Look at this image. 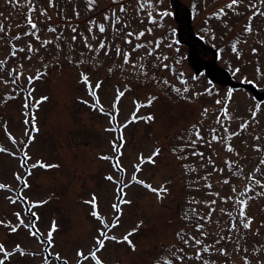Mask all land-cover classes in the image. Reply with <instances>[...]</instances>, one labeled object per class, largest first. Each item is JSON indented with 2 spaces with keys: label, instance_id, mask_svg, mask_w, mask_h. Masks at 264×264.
<instances>
[{
  "label": "rangeland",
  "instance_id": "1",
  "mask_svg": "<svg viewBox=\"0 0 264 264\" xmlns=\"http://www.w3.org/2000/svg\"><path fill=\"white\" fill-rule=\"evenodd\" d=\"M53 2L55 7H49L47 0H34L37 11L33 13V19L41 30V40L55 41L56 35L63 32L61 40L56 41L61 46L60 50H57L55 44L46 49L41 48L40 43L32 36L24 35L26 31H31L26 23L29 10L27 0H19L18 4L0 0V23H3L6 29L4 34H0V60H7L3 71L0 72V81L9 80L8 84L0 82V147L6 149L5 152H0V183L13 189L12 192L0 190V221L17 225L19 222L14 213L20 212L25 223L30 219L36 222V227L43 233L45 240L52 222L55 221L58 231L53 234L55 247L50 249L51 264H62L64 259H67L69 264H77V251L82 250L88 255L98 235L97 229L101 227L100 222L90 215L91 205L85 204L84 201L95 195L100 215L111 224L117 215L111 205L119 202L117 184L105 177L111 175L115 181L123 179L125 184L129 183L140 155L147 159L155 148L159 147L161 154L155 158V163L144 164L136 175L137 179H142L155 188L165 186L168 194L160 201L154 193L132 183L124 189L127 193L125 199L131 200L132 204L121 206L123 215L118 227L109 233L122 239L143 221L142 227L129 237L136 250L132 251L127 243L109 241L106 242L105 249L97 255L103 260V264H165L166 260L181 264L174 259L175 255H185L176 251L178 247L184 246L183 242L177 239L176 233L183 231L205 239L196 232L193 222L182 219L185 210L195 207L202 215L208 213L203 204L188 205L187 201L193 197L197 200L217 199L206 194L209 190L203 187L205 181L200 179L201 176L211 173V191L219 192L222 198L234 196L231 191L233 186L239 192L248 185L246 178H238L228 171L225 160L237 162L245 174H252L256 168H260V172H255V178L264 183V165L259 164V160L264 158V76L257 75L258 67L264 73V15L254 16L251 21V34L244 31L249 17L257 11L264 13V6L259 4V0H244L237 9L242 15H236L226 7L231 0H163L162 5L159 0H152L157 11L167 10L172 13V16L164 19V27L161 28L148 22L147 9L137 13L138 0H123L128 6V11L121 15L128 27L123 28L117 35L112 28L105 34H99L98 29L93 26V34L98 37L93 40L92 34L87 32L89 22L95 20L97 23H105L107 27L111 21H105L104 16H111L112 10L118 11V6L113 4L112 0H96L93 11H88L85 0ZM250 4H256L257 8H250ZM221 8L225 9L227 15L217 19L213 14ZM42 10L47 11L50 20L39 16ZM77 12L80 14L79 18L75 15ZM153 15L155 16V12ZM178 16L184 21L182 25ZM156 18L159 19L158 16ZM49 26L56 27L57 33L47 32ZM72 26H77L78 33L88 36V42L94 48L98 47L100 40L105 37L106 43H112L113 51L109 56L105 57L101 52L100 57H97L100 60L99 66L90 62L79 68L75 67L81 51L85 52V59H90L95 53L87 52L80 36H77L73 45L74 50H69L68 44L71 43L70 37L73 35L70 30ZM149 28L152 29L151 34L147 32ZM127 31H144L145 36L140 41L128 37L133 41L132 45H129L124 42V34ZM18 34L21 36L19 41L11 39ZM213 36L215 39H212ZM159 40L164 43L161 48H156V42ZM28 42L40 48L31 60L25 58L27 49L16 57L10 56L12 45L17 48L25 47ZM137 43H151V48L132 52L131 58V63L145 65L147 76L139 74V69H133L130 65L121 68L122 60L115 56L116 45L131 52ZM169 44L171 47L167 46ZM233 44L237 45L240 59H237V53L232 51ZM253 48L257 50L255 54L252 52ZM150 50L153 51L152 56L148 55ZM162 55L169 57L163 62L169 65L167 69L154 58ZM69 58L72 63H69ZM45 64L48 75L29 86L27 77H34L37 70L45 71ZM153 64L158 67L153 68ZM20 65H23L22 69ZM237 67L241 72L233 75V70ZM13 68L17 69V73L23 72L18 86L12 84L11 77L6 75ZM109 68L113 69L111 73ZM216 68L225 72H215ZM209 69L211 74L208 73ZM80 71L89 75L93 87L96 82H103L97 95L105 112L117 116L115 123L110 124L108 115L100 113L99 110L93 111L86 104L80 103L81 100H86L89 104L94 103L85 85L79 82ZM153 76L155 80L152 79ZM245 78L254 83H243ZM164 80L168 81L167 85L163 84ZM126 87L131 91H126ZM174 87L180 88L181 92L184 87H188L189 92L183 95L191 99H182L172 90ZM32 88L35 89L32 99L26 101ZM230 89L233 95L228 101L226 94ZM117 90L125 92L117 105L118 114L113 109ZM7 96L15 98L5 102L4 98ZM44 96H47L48 100L40 104L38 110L23 107L25 102L31 106ZM150 96L157 97L152 106L136 112L134 101L147 104ZM218 99L228 104L233 119L223 120V106L215 103ZM257 106L260 109L256 117L259 123L252 120V111ZM205 108L208 109L206 117L202 115ZM134 112L137 117L153 115L155 119L149 123L142 120L131 123L122 129L125 143L120 155L113 152L111 142L121 135V131L119 128L115 132L105 129L124 125ZM32 114L36 116L39 132L33 133L34 142L28 145L25 132H31ZM218 116L221 117L228 133H240L231 140L232 146L240 155L227 153L222 143H213L211 147L207 144L203 147L197 144L196 148L204 152L205 164L207 157L211 156L217 168L225 169L223 173L214 172L211 165L202 167L200 158L189 155L192 149L185 146L184 140L178 139L180 136L187 139L193 125L200 128L206 140L211 138L210 132L213 128L217 130L218 135H227L221 125L216 123ZM25 120H29L28 125H25ZM245 122L249 123V127L241 131L240 125ZM9 135L16 140V144L8 138ZM256 137L260 139L257 140ZM116 143L119 146V140H116ZM182 146L185 147L183 153L178 151ZM174 148L177 149L176 153L173 152ZM213 148L215 154L212 152ZM257 148L261 151H256ZM24 152L31 156V160L27 162V166L21 167ZM103 155L110 156L111 160L99 159ZM180 155H189V159L180 160ZM117 159L125 170L123 173L113 167ZM36 161L58 164L59 167L48 170L35 168L29 176L28 169ZM183 164L197 167L198 172L185 175ZM17 174L27 178L30 185L28 189H23L22 183L15 179ZM224 179H229L230 184L224 185ZM190 180H199V183L189 187ZM197 188L200 191H195ZM255 191L264 189L256 187L249 195H254ZM21 194L32 202L49 200L48 204L34 209L40 217L39 221L26 215L29 205L23 200H18L13 205L7 199L9 196L15 199ZM214 207L216 212L212 214L211 221L205 224L204 231L208 233L205 242H214L220 236L231 237L216 245V248L224 245L228 255L220 256L213 250L214 254L204 253L202 258L215 261V264H243L241 256L247 255L252 264H257L251 249L264 244V227H261L264 225V197L251 200L246 209L247 215L253 218V224L251 230L242 229L244 240L241 245L248 247L249 253L233 250L236 233L228 231L231 221L220 211L221 208L232 210V202L224 204L222 200L217 199ZM257 229L259 235H255ZM0 244H3L7 251H12L16 245H20L26 253L35 254L21 257L17 253L5 260V264H44V256L48 255L49 251L47 245L41 244L37 238L31 236L26 228H20L13 234L10 229L0 226ZM184 247L186 255L183 264H201V261H189L186 258L195 256V251L198 250L195 245L190 242ZM56 253L60 254L61 261L54 259ZM0 259H4L3 254H0ZM84 264L94 262L88 260Z\"/></svg>",
  "mask_w": 264,
  "mask_h": 264
},
{
  "label": "snow or ice",
  "instance_id": "2",
  "mask_svg": "<svg viewBox=\"0 0 264 264\" xmlns=\"http://www.w3.org/2000/svg\"><path fill=\"white\" fill-rule=\"evenodd\" d=\"M9 2L18 4L19 0H9ZM27 3L29 5V10H28V13L26 14V23L30 27L31 31H26L24 33V35L25 36H32L33 39H35L36 41H38L40 43L41 48L46 49L49 45L55 44V47L57 48V50H60L61 46L59 43H56V41L61 40V38L63 37V32H60L56 35L55 41H53L51 39L41 40L40 35H39V32L41 30L38 28L37 23L34 22V19H33V13H35L37 11V5L34 3V0H27ZM85 3L87 4L88 11L94 10L96 0H85ZM112 3L116 4L118 6V11L112 10L111 16H109V15L104 16L105 21H109V20L111 21V23L107 27H106L105 23H97V21H95V20H91L89 22V27L87 28V32L89 34H92L93 40L98 39V37L95 34H93V26H95V28L98 29L99 34H105L109 28H112L117 33V35H119L123 31V28L128 27V24L123 21V18L121 15V14L127 13L128 6H126L124 4L123 0H112ZM242 3H244V0H231V2L226 7H227V9L233 11L234 14L242 15V13L237 11L238 7ZM47 4L49 7H55L53 0H47ZM159 4L162 5L163 0H159ZM259 4L261 6H264V0H259ZM249 7L252 9H256L257 5L256 4H250ZM195 8H196V5L194 4L193 5L194 11H195ZM145 9H147L148 22L152 25H156V26H159L161 28L164 27V25H163L164 19L166 17L172 16V13L167 11V10L157 11L152 0H138V8L136 10L137 13L142 12ZM154 12H155V16L153 15ZM75 15L77 18H79L80 14H79V12H77V13H75ZM213 15L215 16V18L221 19L222 17L227 15V12H225L224 8H221L218 10L217 13H214ZM255 15H264V13L257 11L254 13V15L252 17H249V23L246 24L245 29H244L245 33H247V34H251L253 31L251 21H252V19H254ZM39 16L46 17L49 20L51 19V17L48 16V13L46 10L40 11ZM157 16L159 17V19L156 18ZM140 22L143 23V20H141ZM116 25H121L122 27L116 28L115 27ZM225 26H227V25H225ZM70 30L73 33V35L70 37L71 43L68 44L69 50H74L73 45L77 41V36H80V37H82V43H83L84 48L87 49V52L88 53H95V55L92 56L90 59H85L84 57L86 54L84 51H81L79 53L80 58L77 60V62L75 64V67H77V68H79L81 65H87L90 62H95V64L97 66H99L100 60H98L97 57H100L101 52H103V56L107 57V56H109V53L111 51H113L112 43L111 42L106 43L107 37H105V39H103V40H100L98 47L94 48L88 42V36H85L83 33H78L77 26H72ZM5 32H6V29H5L4 24L0 23V34H4ZM47 32L57 33V28L53 27V26H49L47 28ZM147 32L149 34H151L152 29L151 28L147 29ZM124 35H125L124 42L126 44L132 45L133 41L131 39H128V37H134V39L136 41H140L141 38L145 36V32L140 31L139 33H134L133 31H127ZM11 39L19 41L21 39V36L18 34L15 37H12ZM65 39H69V38H65ZM212 39H215V36H213ZM163 43L164 42L162 40L157 41L156 45H155L156 48H161ZM237 43H239V41H237ZM167 46L171 47L170 44ZM142 48H151V43H149L147 45L144 43H137L134 45V47H132L131 52L126 51V50H122L119 45H116L114 48V52H115V56L117 58H121V60H122L120 67L123 68V66H125V65H130L133 69H139V74L147 76L148 73H147V71L144 70L145 65L143 63H140V64L131 63L132 52H136ZM26 49H27L28 54L25 56V58L28 60H31L33 55L40 51V48H36L33 46V44L31 42H28L25 47L17 48V47H15V45H12L11 49H10V56L16 57L18 53H25ZM232 51L234 53H237V59L241 58L240 53L237 52V45L236 44L232 45ZM256 51L257 50L255 48L252 49L253 54H255ZM148 55L152 56L153 51H151V50L148 51ZM154 58L156 60H159L163 64V67L165 69H167L169 67L168 64L163 63L164 61H167L169 59V57L167 55L155 56ZM41 62H43V57H41ZM69 63H72L71 58H69ZM177 63H179V61H177ZM6 64H7L6 59L0 60V72L3 71L4 66ZM151 66L153 68L158 67V65H156V64H153ZM19 67L22 69L23 65H20ZM44 68H45V71L37 70V73L34 77L33 76L27 77V81H28L29 86L34 84L36 81L41 80L42 77H45L48 75V73L46 71L47 64L44 65ZM112 70H113L112 68L108 69V71L110 73L112 72ZM240 72H241V69L239 67H237L233 70V75L239 74ZM6 75L11 77V83L12 84L18 86V82L21 79V77L23 76V72L20 71L17 73V69L13 68V69H11L10 72L6 73ZM182 75L183 74L181 73V76ZM257 75L258 76H264V73L261 72L259 67L257 68ZM152 79L155 80L156 79L155 76H153ZM0 82H2L4 84H8L9 80H2ZM79 82L81 84L85 85L88 95L94 101V103L89 104L88 101L81 100L80 103L86 104L93 111L99 110L100 113L108 115L110 117V121H109L110 124L115 123L117 120V116L112 115L111 113L105 112L104 107L100 103V98L97 95L98 91L100 90L101 84L103 82L102 81L96 82L95 87H93V84L90 81L89 75L83 71H80V73H79ZM181 82L186 84L185 81H181ZM242 82L243 83H254L253 81L247 80V78H245ZM157 83H160V81H157ZM163 84L167 85L168 81L164 80ZM172 90L177 95H180L182 99H188V100L191 99V97H187V96L183 95L184 93L189 92L188 87H184L183 92H181L180 88H175V87ZM13 91H15V89H13ZM34 91H35V89L32 88L31 92H28L26 101L32 99V92H34ZM126 91H131V89L126 87ZM209 94H211L210 90H209ZM124 95H125V92L117 90L116 101L113 104V109L117 114L119 113V109H118L117 105L119 104L120 99ZM194 95H200V94H194ZM226 95H227L228 101H230L232 98V95H233L232 90L230 89ZM14 98L15 97H13V96H7L4 99L6 102L7 100H11ZM156 99H157V97H155V96L148 97L147 104H142V103H139L137 101H134V103L136 104V112H139L141 108H146V107L150 108ZM47 100H48V97L44 96V97H41L39 100H37L35 102V104L31 105V106L29 105L28 102H25L23 107L25 109H29L30 107H33V108H36L38 110L39 105L44 103ZM215 103L217 105L223 106L222 107L223 120L233 119V117L229 113L228 104L225 101L218 99L215 101ZM259 111H260L259 106H257V108L252 111V120L256 121L257 123H259V121L256 119L257 113ZM136 112H134L132 114L131 119L128 122H126L124 125H122V126L117 125V127H109V128L105 129V131L115 132L119 128V130L121 131V135L116 138V140H119V146L117 145L116 140H113L111 142L113 152L119 153L120 155H122L121 149L124 147V143H125L122 129L128 127V124L138 123L141 120L144 121L145 123H149V122H153L155 119L153 115H143V116L137 117ZM207 114H208V109L205 108L202 112V115L206 117ZM24 123H25V125H28L29 120H25ZM216 123L221 125V127L223 128V132L226 133L227 135H223V136L218 135L217 130L213 128V129H211V132H210L211 138L206 140L205 136H203L201 134L200 128L196 125H193L192 129L189 130V135H188L187 139H185V137H183V136L178 137V139L184 140L185 146L192 149V151L190 152L189 155L200 158L199 163L201 164L202 167L206 168L209 165H211L214 172L223 173L225 171V169L217 168L215 166V163L212 160L211 156L207 157V164H205L203 162L204 157H205L204 152L198 151L196 148L197 144H200L201 147H203L205 144H207L209 147H211V145L213 143H222L224 145V150L227 153L234 154L236 156L240 155L238 152H236L235 148L231 144V140L233 139V137L238 136L240 133L239 132L228 133V129L226 127H224L223 121L221 120L220 116L217 117ZM248 127H249L248 122H245L242 125H240L241 131H243L244 129H246ZM38 132H39V128L37 127V124H36V116H35V114H32L31 115V132H29V131L25 132V135L28 137V141H27L28 145H31L34 142L35 136L33 135V133H38ZM8 138L12 141L13 144H16V140L11 135H9ZM256 139L259 140L260 137H256ZM5 151H6V149H4L3 147H0V152H5ZM178 151L181 153L185 152V147L184 146L180 147ZM256 151L259 152V151H261V149L257 148ZM173 152L176 153L177 149L174 148ZM212 152H213V154H215L214 148L212 149ZM160 154H161V149L159 147H156L155 150L152 152L151 156H149L147 159H145L143 157V155L141 154L139 157V163L134 165L135 173L131 176V180L127 184L124 183L123 179H121L119 181H115L113 176H111V175H108L105 177L108 181H112V182L117 184V192H118L117 200L119 202L113 203L111 205V208L117 214L115 216V219L113 220V222L111 224H109L106 221V219L100 215L99 210H98V202H97V198L95 195H93L90 200L84 201L85 204L91 205L92 210L90 212V215L92 217H94L97 221L100 222L101 227L97 229L98 235L94 239V246L91 248L89 254L85 255L82 250L77 251V253H76V255L78 257L77 264H84V262L88 261V260L93 261L94 264H103V260L97 254L105 249L106 242H109V241H112V242H115L118 244L127 243L132 251L136 250L135 244L129 239V237L134 235L135 232H137L140 229V227H142L143 221H140L136 225V228L133 229L132 231L128 232L126 235H124L122 239L117 238L115 235H109V233L112 232V230L114 228L118 227L121 216L123 215V211H122L121 206L122 205H129L130 206L132 204L131 200L125 199V197L127 196V193L124 191V189L130 187L132 183L140 185L144 189L148 190L149 192L154 193L156 195L157 199L160 201H162L165 198V196L168 194V189L165 186L162 185L160 188H155L150 183H147L142 179H137V175H136V173H139L141 171L144 164H146V163L147 164H154L155 158L157 156H159ZM189 155H180V156H178V159L188 160ZM99 159L109 161V160H111V157L107 156V155H103V156H100ZM29 160H31V156H29L27 154V152H24L21 167L27 166V162ZM259 164L264 165V158H261L259 160ZM225 165L227 166V169L230 173L236 175L238 178H246L247 179L248 185L245 187V189L243 191L238 192L237 189L235 188V186H233L231 191L234 194V196L222 198V197H220L219 192H212L211 191V189L213 188V185L209 180L211 173H206L205 175L201 176L200 179L205 181L203 187L205 189L209 190L206 193L207 195L214 196L217 199L222 200V202L224 204H227L229 201L232 202V205H233L232 210H227L225 208H221L220 211L222 213H224L225 215H227L231 221L228 231L236 233L237 239L235 241V247L233 250L235 252H241L242 251L243 253H249V248L248 247H242V245H241V241L244 240V232L242 231V229L243 230H251V226L253 224V218L249 217L246 213V209L249 205V202L251 200L258 198V197H264V191H255L254 195H249V193L253 192L256 187H259L260 189H264V183H261L260 179L255 178V172H260L261 169L256 168L254 173L245 174L243 172V169L239 166V164L237 162H233L231 160H225ZM58 167H59L58 164H46L42 161H36L28 169V175L30 176L32 174L31 170L35 169V168H41V169L48 170V169L58 168ZM113 167L116 168L121 173H123L125 171L120 166L118 159H117V163H115L113 165ZM182 168L185 170V175L198 172L197 167H195L191 164H183ZM15 179L22 183L23 189L26 190L30 187V185L27 182L26 177H21L19 174H17L15 176ZM198 183H199V180H190L189 181V187H191L192 184H198ZM222 183L224 185H228V184H230V180L224 179L222 181ZM0 190H5V191H9V192L13 191L12 188H10V187L6 186L5 184H2V183H0ZM195 191H200V189L197 188V189H195ZM7 199L13 205H15L18 202V200H23L24 203L29 205L27 212H26V215L29 217H35L36 221H39L40 217L38 216L37 212L34 211V209L41 208L44 205L49 203V200H47V199H45L43 201L32 202V201H29L28 198L24 197L22 194L18 195L17 198H15V199L12 198V196L7 197ZM217 199H212L209 201V200H197L195 197H193L187 201L188 205L203 204L204 207H206L208 209L207 215H202V214L197 212V209L195 207H189L185 210L184 215L182 217L183 220L193 222L196 232L199 233V235L201 237H204L205 239L198 238L197 236H194L190 233L183 232V231H179L176 233L177 239L182 241L184 246H187V245H189L190 242H192L195 245V248L198 249L195 251L194 257L193 256H187L186 257L187 260H189V261L196 260V261H201V264H215V261H211L209 259H203L202 258L204 253H207L209 255L214 254L213 250L215 252H218L220 254V256L227 257V255H228L224 245H221V247H219V248H216V245L221 244L222 240L231 239V237L220 236L219 239L215 240L214 242H211V243L205 242V240L208 236V233H206L204 231L205 224L208 223L209 221H211L212 214L214 212H216V208L214 207V205L217 203ZM14 215L16 216V219L19 222L17 225H13L10 222L5 223L4 221H0V226H3L4 228L10 229L11 233H13V234L17 233L20 230V228H26L29 231V233L31 234V236L37 238L41 244L47 245V249L49 251H48V255L44 256V264H51V261L49 260V256L52 255L50 249L55 247V245L53 243V240H54L53 234L58 231V228L56 226L55 221L52 222V226H51L50 230L47 232V239L45 240L43 238V233H41L37 229L36 222H33L30 219L28 223H25V219L21 215L20 212H16V213H14ZM195 221H203L204 223H196ZM217 223H219V221H217ZM261 227H264V225H261ZM255 235H259L258 229L256 230ZM184 246L178 247L176 249L177 253H182V254L186 255V249ZM17 253H19V255L21 257H23L25 255H35L34 253H26L24 251V249L20 247V245H16L12 251H7L5 249V246L3 244H0V254H3V257H4V259H0V264H5V260L16 255ZM251 254H252L253 258L257 260V264H264V244H261L260 247H252ZM185 255H175L174 259L176 261H180L181 264H183V262L185 260ZM54 259L56 261H61L60 254L56 253L54 256ZM241 259H242L243 264H252V260L249 259L247 255H242ZM62 264H69V262L67 261V259H64L62 261ZM165 264H173V262L171 260H166Z\"/></svg>",
  "mask_w": 264,
  "mask_h": 264
},
{
  "label": "trees",
  "instance_id": "3",
  "mask_svg": "<svg viewBox=\"0 0 264 264\" xmlns=\"http://www.w3.org/2000/svg\"><path fill=\"white\" fill-rule=\"evenodd\" d=\"M180 18V16H178ZM180 24L182 25L184 23V21L180 18L179 20ZM210 70V69H209ZM211 72V71H210Z\"/></svg>",
  "mask_w": 264,
  "mask_h": 264
},
{
  "label": "flooded vegetation",
  "instance_id": "4",
  "mask_svg": "<svg viewBox=\"0 0 264 264\" xmlns=\"http://www.w3.org/2000/svg\"><path fill=\"white\" fill-rule=\"evenodd\" d=\"M219 71H222L221 69H218Z\"/></svg>",
  "mask_w": 264,
  "mask_h": 264
}]
</instances>
